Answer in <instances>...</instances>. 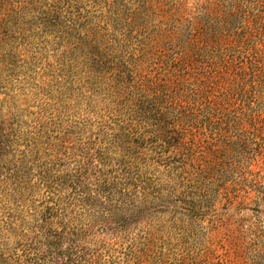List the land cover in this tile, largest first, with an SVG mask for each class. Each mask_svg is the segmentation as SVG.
I'll return each instance as SVG.
<instances>
[{"label":"trees","instance_id":"obj_1","mask_svg":"<svg viewBox=\"0 0 264 264\" xmlns=\"http://www.w3.org/2000/svg\"><path fill=\"white\" fill-rule=\"evenodd\" d=\"M177 20L172 76L133 73L139 96L127 121L86 168L79 163L39 200L4 191L11 209L0 218V264H100L96 233L121 240L156 212L196 221L224 190L227 206H264V141H248L264 140V0H205ZM156 148L172 155L149 159ZM159 165L169 182L154 191L149 174Z\"/></svg>","mask_w":264,"mask_h":264},{"label":"rangeland","instance_id":"obj_2","mask_svg":"<svg viewBox=\"0 0 264 264\" xmlns=\"http://www.w3.org/2000/svg\"><path fill=\"white\" fill-rule=\"evenodd\" d=\"M204 1L0 0V218L11 206L4 191L39 200L113 141L139 96L133 75L172 76L170 26ZM170 155L147 151L152 160ZM150 171L154 191L166 188L163 165ZM209 205L196 221L149 213L121 240L91 235V247L102 252L100 264H264V206H227L225 190ZM248 226L254 231L246 235Z\"/></svg>","mask_w":264,"mask_h":264}]
</instances>
